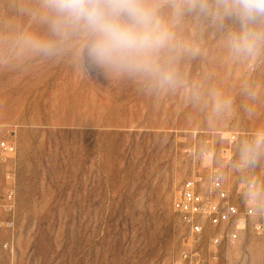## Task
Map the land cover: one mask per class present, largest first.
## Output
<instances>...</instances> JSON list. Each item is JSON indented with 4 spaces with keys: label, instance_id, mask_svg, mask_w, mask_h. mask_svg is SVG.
I'll return each mask as SVG.
<instances>
[{
    "label": "rangeland",
    "instance_id": "1",
    "mask_svg": "<svg viewBox=\"0 0 264 264\" xmlns=\"http://www.w3.org/2000/svg\"><path fill=\"white\" fill-rule=\"evenodd\" d=\"M35 3L0 0V21L23 26L17 10ZM178 35L198 49L178 62L187 85L204 93L198 103L184 87L83 73L71 54L0 69V141L15 148L0 158V222L13 223L0 229V264H172L183 251L201 264H264V203L245 198L242 180L264 188V159L251 172L233 166L239 142L264 129V56L233 59L221 33L195 15ZM209 89L231 98V109L214 115ZM210 171L254 216L192 237L171 204L192 177L209 191ZM226 232L237 239L210 242Z\"/></svg>",
    "mask_w": 264,
    "mask_h": 264
},
{
    "label": "clouds",
    "instance_id": "2",
    "mask_svg": "<svg viewBox=\"0 0 264 264\" xmlns=\"http://www.w3.org/2000/svg\"><path fill=\"white\" fill-rule=\"evenodd\" d=\"M17 11L27 15L23 26L0 21V69L31 57L71 54L83 73L130 78L157 91L184 87L198 103L204 93L199 85H187L178 68L182 56L198 55L178 35L188 15L217 29L233 59L264 56V0H36L34 8ZM246 93L255 98L254 91ZM207 97L214 115L232 107V99L216 89ZM236 152L233 166L253 171L264 159V129L242 139ZM242 180L245 198L258 203L264 188L254 178Z\"/></svg>",
    "mask_w": 264,
    "mask_h": 264
},
{
    "label": "built area",
    "instance_id": "3",
    "mask_svg": "<svg viewBox=\"0 0 264 264\" xmlns=\"http://www.w3.org/2000/svg\"><path fill=\"white\" fill-rule=\"evenodd\" d=\"M235 137H231L234 141ZM15 148L6 141H0V158L13 155ZM210 188L209 191L202 193L201 187L203 183L202 176H195L185 181L177 195L173 199L171 207L180 222L187 228L192 237H199L207 228H220L237 221L240 217L248 218L254 216L252 206H245L243 212L239 211L230 200L227 192L223 189L221 180L216 171H210L208 175ZM6 199L11 202L13 192L9 191L6 194ZM264 203V197L261 198ZM13 223L0 222L1 228H12ZM254 230L259 233L261 225L256 224ZM226 237L229 241H235L237 234L226 232L220 237L215 236L210 239L213 245L217 246ZM8 246L5 245L6 249ZM202 260L198 253L193 251H183L179 258L172 264H201Z\"/></svg>",
    "mask_w": 264,
    "mask_h": 264
}]
</instances>
